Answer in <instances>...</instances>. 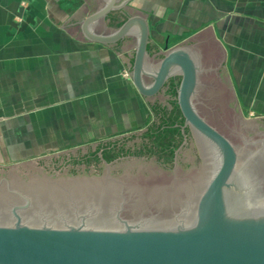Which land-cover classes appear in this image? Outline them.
<instances>
[{"label":"water","instance_id":"1","mask_svg":"<svg viewBox=\"0 0 264 264\" xmlns=\"http://www.w3.org/2000/svg\"><path fill=\"white\" fill-rule=\"evenodd\" d=\"M116 4L91 16L85 34L108 44L139 26L137 90L151 98L181 76L179 106L198 135L185 138L170 164L125 158L83 181L54 182L33 161L0 166V264H264V153L253 157L264 119L211 126L195 106L202 72L186 50L147 68L143 19L130 18L111 36L91 35L87 27ZM242 164L251 168L245 177Z\"/></svg>","mask_w":264,"mask_h":264},{"label":"rangeland","instance_id":"2","mask_svg":"<svg viewBox=\"0 0 264 264\" xmlns=\"http://www.w3.org/2000/svg\"><path fill=\"white\" fill-rule=\"evenodd\" d=\"M86 3L84 13L77 14L70 21L76 23L75 30L79 29L82 19L104 8L101 1L88 0ZM170 3L171 0H161L160 7ZM81 4L82 0H0V55L49 54L50 48L44 44V39L49 38L51 29L66 25L71 12L79 9ZM140 5L138 0H133L130 9L111 13L104 20L106 27H102L107 34L100 32L99 35L111 36L130 18L141 15V11L145 13L143 8L147 1H143L141 11ZM148 5L156 10L155 0H148ZM14 9L20 14L14 13ZM148 17L152 49L162 50L168 37L171 38L170 46H173L188 35V31L181 37L170 31V7L166 12ZM34 24L40 26L36 33L19 28L28 29ZM44 26H47L46 30H43ZM77 35L82 38V35ZM34 38L37 46L31 48L28 42ZM126 40L129 42L130 37ZM134 43L136 40L132 39ZM114 44L115 53L123 55L124 40ZM131 51L132 61L129 64L121 62L120 75L129 80L133 91L138 92L135 94L144 102L146 113L143 122H58L60 114L66 118L76 112L33 110L32 100H36L37 106H43L44 96L31 95L26 87L21 86L18 90L10 86L20 80V83L26 82L25 65L0 62V166L11 167L33 161L56 182L101 177L114 161L125 158H148L161 164L174 162L175 151L182 148L185 138L198 135L186 123L179 106L178 91L182 77L169 79L157 95L146 100L133 82L136 50L133 48ZM226 76V73L202 76L199 95L194 101L200 115L214 128L240 119H264V111L250 110L243 104L241 96L232 92ZM144 81L148 87L153 84L152 79ZM45 119L49 122H44Z\"/></svg>","mask_w":264,"mask_h":264},{"label":"crops","instance_id":"3","mask_svg":"<svg viewBox=\"0 0 264 264\" xmlns=\"http://www.w3.org/2000/svg\"><path fill=\"white\" fill-rule=\"evenodd\" d=\"M86 1L82 0L79 9L71 12L66 25H58L51 30L48 26L49 38L44 39V44L49 46V54L0 55L2 63L21 62L25 65L23 71L28 75L26 82L20 83V80L10 86L18 90L21 86L26 87L31 95L44 96L43 106H37L36 100H32L35 111L76 112L74 116L66 118L60 114L58 122H143L146 113L144 102L135 94L138 92L133 91L129 80L120 75L121 62L129 64L132 61L133 48L136 50V61L140 27L135 26L129 36L117 41L124 40L125 43L122 46L124 54L117 55L112 48L117 42L102 44L85 34L84 23L96 13L82 19L77 30L74 28L76 23H70L77 14L84 13ZM97 1H101V6L105 7L110 0ZM132 1L117 0L116 5L120 10H128ZM138 1L141 11L144 0ZM146 1L147 5L143 8L145 13L139 11L141 15L133 17L143 19L148 27L145 63L149 70H158L168 52L182 48L200 67V82L205 74L221 76L226 73L232 92L241 96L243 104L250 110L264 111V0H171L170 4H162L161 7V0H155L156 10ZM169 7L170 31L179 37L186 31L188 35L173 46H170L171 38L168 37L162 50L152 49L148 16L166 12ZM117 11L112 10L102 19L91 23L87 31L93 36H100V32L107 34L102 29L104 20ZM19 12L15 10L14 13ZM37 27L40 26L34 24L28 29L19 26L21 30H33L35 33L40 30ZM128 37L130 41L126 42ZM132 39L136 43L132 44ZM36 41L34 38L28 42L29 46H35ZM16 69L19 71L20 68ZM44 122L49 121L45 119Z\"/></svg>","mask_w":264,"mask_h":264},{"label":"flooded vegetation","instance_id":"4","mask_svg":"<svg viewBox=\"0 0 264 264\" xmlns=\"http://www.w3.org/2000/svg\"><path fill=\"white\" fill-rule=\"evenodd\" d=\"M198 91H199V89H198ZM201 137V136H200ZM226 137V136H225ZM260 137H263L264 138V134L263 135H260ZM229 139V138H228ZM230 140V139H229ZM203 141H207L206 139H204L203 138ZM231 141V140H230ZM253 143V142H252ZM249 144H250V142H249ZM244 146H249L248 145V143L246 144V142H245V145ZM253 146H255V148H257L258 146H259V148L260 149H258V151H261V152H257L256 153V155L255 156H253V157H261V155H263V153H264V140H257L256 142H254L253 143ZM242 150H243V148H241V151L240 150H238L239 151V153H240V155H241V153H242ZM263 152V153H262ZM218 153V152H217ZM218 155H219V153H218ZM220 157V156H219ZM249 170H251V168H250V166H248L247 164L245 165V164H242V167H241V169H240V174H242V176H247L248 175V171ZM239 182H241L240 181V176H239ZM241 185L243 184L242 182L240 183ZM247 191H249V190H247ZM243 197V196H242ZM247 199V200H246ZM245 200L248 202V200L250 201V202H252L251 200H250V198H246ZM124 211V210H123ZM123 217V216H122Z\"/></svg>","mask_w":264,"mask_h":264}]
</instances>
